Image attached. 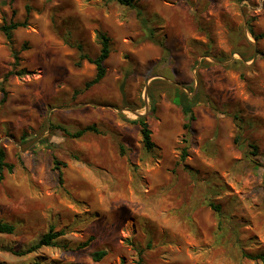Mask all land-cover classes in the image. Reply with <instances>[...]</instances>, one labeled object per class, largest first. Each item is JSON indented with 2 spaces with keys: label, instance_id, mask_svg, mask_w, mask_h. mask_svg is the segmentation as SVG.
Masks as SVG:
<instances>
[{
  "label": "rangeland",
  "instance_id": "374dc122",
  "mask_svg": "<svg viewBox=\"0 0 264 264\" xmlns=\"http://www.w3.org/2000/svg\"><path fill=\"white\" fill-rule=\"evenodd\" d=\"M134 2L0 0V24L28 18L12 44L0 31V81L25 69L2 83L0 264H264V39L249 31L264 0ZM97 30L106 74L85 87ZM182 90L198 94L189 132ZM138 113L153 149L123 118Z\"/></svg>",
  "mask_w": 264,
  "mask_h": 264
},
{
  "label": "trees",
  "instance_id": "16d2710c",
  "mask_svg": "<svg viewBox=\"0 0 264 264\" xmlns=\"http://www.w3.org/2000/svg\"><path fill=\"white\" fill-rule=\"evenodd\" d=\"M117 1L123 5H128V6H133L135 3L134 0H117ZM26 10H28V6H26ZM137 16H138V19L140 21L141 26L144 29L148 30L147 35L150 36V38H151L152 37L151 36V28L147 27L146 19L143 16L141 10H139V9L137 11ZM27 25H28V18L27 17L24 18L23 20L11 19L7 23L0 24V31L2 32L6 41L9 44H12L11 42L13 41L14 30H16L19 27H26ZM249 31L255 40L264 39V31H256L254 29V26L251 23L249 24ZM96 37H97L99 45H100L98 54L95 57H90L89 55H87L85 53H81V55H80L81 58L88 60L89 62H91L95 66V74L90 80H88L85 83V87H89L93 84L98 83L106 74V68H105L104 63L110 54V40H109V37L100 30H97ZM12 53H13L14 58H16V59L19 58L17 55V52L15 50H13ZM261 54H262V57L264 58V52H262ZM24 71H25V69H21L19 71L10 70V71H7L3 75L2 81H0V91L2 93V97L0 99L1 102H4L6 100V91L3 88L2 83L7 80L8 76L13 75V74H21ZM175 101H176V104L179 105L180 110L185 117V122L183 123L184 130L186 132H189L190 131V122L194 119L193 106L198 101V94L194 93L192 96H189L187 94V92L182 90L176 94ZM123 118H124V120H128L129 122L135 123L138 125L140 136H141L142 146L146 150L153 149L154 148V142H153L152 137H151L152 131H151L149 124L146 120V116L144 114H142V115H138L135 119H128L126 117H123ZM57 127L62 129V127L59 125ZM62 130H64V129H62ZM87 130L97 131V128L94 125H89V126H86L82 129L76 131V133H74L72 136H79L84 131H87ZM183 140H184V142H187L186 137ZM186 154H187L186 146H184L182 148L181 158H184ZM52 160L54 163V169H56L58 172L59 182H61V179H62L61 175L62 174H61V169L59 166L60 162L54 156L52 157ZM4 168L10 170L12 168V165L5 162V151L2 147H0V179L3 177V169ZM209 205H211L215 210H217V211L219 210L218 205H215L214 203H209ZM13 230H14V226L11 223L0 221V232L11 233V232H13ZM61 234H63L62 230L55 231L51 227L46 233L42 234V236L39 238V240L35 244L30 246L28 251L34 250L35 248H38L42 245L47 246V245L53 244L54 240L58 236H60ZM104 254H105V251H103V250L97 251L94 253V258L97 260V259L101 258ZM248 256H252V255H248ZM252 258H259V259L264 260V254H256L255 256H252ZM33 264H38V263L34 262Z\"/></svg>",
  "mask_w": 264,
  "mask_h": 264
},
{
  "label": "water",
  "instance_id": "95a60500",
  "mask_svg": "<svg viewBox=\"0 0 264 264\" xmlns=\"http://www.w3.org/2000/svg\"><path fill=\"white\" fill-rule=\"evenodd\" d=\"M137 115H142V114L138 113Z\"/></svg>",
  "mask_w": 264,
  "mask_h": 264
}]
</instances>
